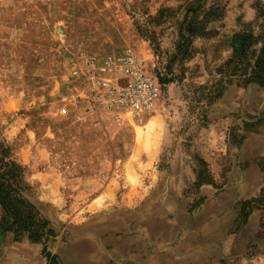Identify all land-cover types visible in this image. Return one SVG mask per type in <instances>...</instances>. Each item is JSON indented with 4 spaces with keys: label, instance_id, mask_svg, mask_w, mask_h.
Here are the masks:
<instances>
[{
    "label": "rangeland",
    "instance_id": "rangeland-1",
    "mask_svg": "<svg viewBox=\"0 0 264 264\" xmlns=\"http://www.w3.org/2000/svg\"><path fill=\"white\" fill-rule=\"evenodd\" d=\"M201 2L0 0V144L51 230L38 242L0 230V251L7 233L39 245L42 264H71L78 243L91 264H264V85L240 83L228 62L264 0ZM195 15L205 22L190 34ZM124 48L161 94L118 122L85 110L70 69ZM252 164L258 195H234Z\"/></svg>",
    "mask_w": 264,
    "mask_h": 264
},
{
    "label": "trees",
    "instance_id": "trees-1",
    "mask_svg": "<svg viewBox=\"0 0 264 264\" xmlns=\"http://www.w3.org/2000/svg\"><path fill=\"white\" fill-rule=\"evenodd\" d=\"M196 3L198 9L203 4L201 0H196ZM210 9L216 11L218 7L212 6ZM198 18V15L190 18L188 33L195 34L202 30L200 27L204 25L206 17ZM257 28L256 33L253 28H247L236 35L233 54L228 60L236 64V75L242 84L252 82L264 85V22L259 23ZM260 166L264 171V161ZM28 189L30 185L24 178L21 165L12 157L8 146L0 144V230L11 232L16 237L25 234L30 241L38 242L51 230L35 204L26 197ZM263 198L264 187L260 197L254 201Z\"/></svg>",
    "mask_w": 264,
    "mask_h": 264
},
{
    "label": "built area",
    "instance_id": "built-area-1",
    "mask_svg": "<svg viewBox=\"0 0 264 264\" xmlns=\"http://www.w3.org/2000/svg\"><path fill=\"white\" fill-rule=\"evenodd\" d=\"M145 59L129 48L102 57L79 55L71 65L72 81L81 89L88 112L110 113L121 122L151 111L161 94V84ZM120 79H126L120 84ZM63 99L69 100L68 97ZM63 108L59 109V113Z\"/></svg>",
    "mask_w": 264,
    "mask_h": 264
},
{
    "label": "crops",
    "instance_id": "crops-1",
    "mask_svg": "<svg viewBox=\"0 0 264 264\" xmlns=\"http://www.w3.org/2000/svg\"><path fill=\"white\" fill-rule=\"evenodd\" d=\"M140 46L142 52H144L143 46L141 44ZM262 153L263 152L260 151L256 155ZM245 172L242 175L244 177L241 178L240 182L238 181L234 189V195L244 198L258 195L262 184V173L260 169L255 164H252ZM256 216L257 213L253 212V219H256ZM6 235L5 238H7V242H4V246L0 251V264H42L38 256L40 250L39 245L29 243L26 239H22L20 242H14L12 241L11 235L7 233ZM68 248L69 251H72V254H74V256L70 258L71 264H91V262H93L92 260H94L93 263L100 260L96 259L97 257L89 255L87 246L82 243L70 245ZM62 252H65L66 255L68 250L65 249V251H63L62 249Z\"/></svg>",
    "mask_w": 264,
    "mask_h": 264
}]
</instances>
